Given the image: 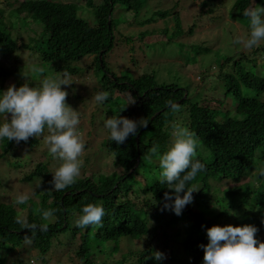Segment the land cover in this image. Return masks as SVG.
I'll list each match as a JSON object with an SVG mask.
<instances>
[{"label": "trees", "instance_id": "1", "mask_svg": "<svg viewBox=\"0 0 264 264\" xmlns=\"http://www.w3.org/2000/svg\"><path fill=\"white\" fill-rule=\"evenodd\" d=\"M179 1L164 0L165 6L159 7L152 6L153 0H0V76L19 73L23 82L29 78L35 85L49 74H84L83 60L94 55L95 77L102 75L97 77V89L80 95L95 104L89 118L93 129L86 134L107 133L89 148H101L115 166L109 173L79 175L74 184L57 191L50 183L53 175L48 165L53 157L46 149L47 158L22 176L23 181H37V198L29 195L25 203L17 204L0 197V264H48L56 260L52 254L65 251L75 264H203L201 245L208 243L206 229L214 225L253 224L264 241V40L237 54L211 47L209 39L188 41L196 27L220 29L227 17L247 35L250 20L244 11L264 6V0H199L193 14L185 18L177 9ZM160 20L164 37L156 35L157 40L145 46V31L136 26L158 28ZM124 24L135 28L123 30ZM116 43L131 46L134 65L141 55L150 67L142 70L139 65L135 67L139 73L129 70L121 76L111 72L106 58ZM170 46L179 50L170 51ZM20 49L30 50L35 57L28 66L12 70L9 62H18L15 54ZM174 53L185 64L206 57L199 72L201 86L178 73L174 80H160L157 71H151L157 62L152 55ZM80 62L85 72H80ZM97 91H107L109 99L97 104L93 98ZM124 92L136 99L133 113ZM66 99L73 104L71 95ZM119 113L147 123L122 145L110 139L102 123ZM175 126H185L198 137L196 158L205 164L191 182L197 189L194 201L180 216L162 211L164 193L172 190L159 183L160 155L171 146ZM47 133L26 142L0 140V160L23 169L30 163L27 152L38 150ZM92 141L84 142L87 146ZM88 203L103 205L106 215L101 225L78 228L76 214ZM45 210L54 212L46 231H32L17 222L19 217L28 225H38ZM154 251L164 253L165 259H149ZM117 253L120 257H115ZM57 260L62 264V257Z\"/></svg>", "mask_w": 264, "mask_h": 264}, {"label": "clouds", "instance_id": "2", "mask_svg": "<svg viewBox=\"0 0 264 264\" xmlns=\"http://www.w3.org/2000/svg\"><path fill=\"white\" fill-rule=\"evenodd\" d=\"M244 15L250 20V31L247 35H237L234 43L250 49L264 40V6L246 9ZM100 58H103L102 54ZM71 84L69 74L63 72L46 77L34 86L28 78L19 87L12 84L6 90H0V140L26 142L30 137H39L47 130L49 135L45 140L48 152L60 161L50 181L57 191L75 183L80 175L83 165L81 156L86 148L79 130V110L74 109L66 99L69 94L67 88ZM93 98L97 104H103L109 99V93L97 91ZM133 102L134 99L128 104ZM169 103L172 110H177L176 104ZM146 125L145 119H130L120 113L104 120L110 139L118 145L124 144L129 136L137 135L139 129ZM172 135L174 139L171 146L160 155L159 183L172 190L164 193L162 211H172L180 216L183 209L194 201L193 193L197 189L191 182L205 170V164L196 158L198 137L187 127L175 126ZM261 174L264 175V172ZM28 199V195L22 193L17 196L16 203L23 204ZM53 215V210L42 211V223L38 225H28L19 217L17 222L26 229L33 231L38 228L43 232L48 229L47 221ZM105 215L103 205L88 203L76 214L74 224L78 228L101 225ZM258 232L259 228L253 224L214 225L207 228L208 243L201 245L205 253L203 264H264V241L258 238ZM25 240L30 238L26 237ZM149 259L161 262L165 255L154 251Z\"/></svg>", "mask_w": 264, "mask_h": 264}, {"label": "rangeland", "instance_id": "3", "mask_svg": "<svg viewBox=\"0 0 264 264\" xmlns=\"http://www.w3.org/2000/svg\"><path fill=\"white\" fill-rule=\"evenodd\" d=\"M199 3V0H180L179 4L177 5V9H179L180 16L185 18L188 17V14L190 13L191 15L194 11V4ZM196 4V8L198 7ZM152 6H162L164 7V0H153ZM185 12V13H183ZM163 20L161 22L158 21L156 24V27L158 28H150V25H140L136 26L137 28L140 29V31H145V34L143 35L144 39V45L147 46L150 42L157 40L164 37L162 33H160V27H162ZM174 22L172 21L170 25H172ZM222 28H214L212 29H204L202 27H196V32L188 39L190 43H199L204 39H209L210 41V46L213 48H220L223 52L230 53L229 51H232L233 53L230 54H237L238 52H249V49L243 48L237 44L234 43V40L237 35L239 34H244L243 29L241 25L236 22L233 19H230L227 17V20L225 22H221ZM225 27V29L223 28ZM129 28L134 29L135 27H128V25L124 24L123 25V30H128ZM158 36L157 38L155 36ZM137 42H135L136 44ZM130 47L128 44L124 45L121 43H116L113 49L108 53V57L106 58L107 66L109 67V70L113 72L114 74L121 76L125 74H129L130 71H135L136 73H139L135 67H139L141 65L140 69H146L150 65L146 62H142L140 60V56H137L136 61L138 62L137 65H134L131 57L134 52L130 51ZM227 48H231V50H228ZM165 49H161L160 51H164ZM170 51H178L179 47L177 46H170L169 47ZM217 51V50H216ZM15 55H18L19 59L18 62H15V60H11L9 62L10 68L12 70H15L17 66L20 67H25L31 64L33 58L35 56L32 55L31 51L28 49H20L19 51L16 52ZM150 56L149 53L147 57ZM154 57L157 62L153 63L151 66V71H155L160 80H174L175 79V74L178 73L179 76H182L184 79H189L193 81L194 84H198L199 86L202 85L201 82V77L199 75L200 72V67L202 64L206 62V57H202L201 59L198 58V60L195 62V64H185V62L179 58V54L174 53V54H165V55H152L151 58ZM94 62V55L89 56L83 60L84 66H87V71L83 69L81 62H80V72H85L84 74H75L71 75L69 74L70 77V83L71 86L67 88L68 95H71L70 99L72 101V107L76 110H79L80 113V119L81 123L80 125L82 126L80 132L82 133V139L83 141L86 140H93L91 142H88V145L86 146L84 152L82 153L81 159L83 160V165L81 167L80 175H91L92 173L96 172H106L109 173L112 169H114V164L112 162V157H110L107 154H104L101 148L95 147V148H89V146H95L99 144L102 140V138H105L107 136V133H104L103 131L99 132L96 137H89L86 134V131L92 127H90L89 123V118L90 114L93 112L95 109V104L92 101V99L88 98H81L80 95L85 97L86 95L90 94L93 92V88H98L99 83L97 82V77H101V73H97V77H95L94 74V66H92L91 63ZM91 64V65H90ZM148 65V66H147ZM8 66V63L6 67ZM150 70V69H149ZM51 75L49 74L48 77ZM184 81V80H183ZM180 82V81H179ZM21 83H24L20 79L19 73H14L13 75H2L0 76V84L3 86V90H6L8 86L15 84L17 87L21 85ZM34 86V85H33ZM200 88V87H199ZM73 90L78 93V95H72ZM125 96H127L128 102H131V100L134 99L133 103H130V110L131 113H133V110H135L137 107L136 105V99L132 98L129 93H125ZM91 102V103H90ZM103 114V113H102ZM102 117H105L106 114L101 115ZM109 118V116L106 117V119ZM104 124V122H102ZM49 135V133H47ZM167 135V134H166ZM166 135L162 137L156 138L157 141H161ZM91 143V144H90ZM48 149V145L46 140H43V143L41 147L38 150L35 151H28L27 153L29 154L30 158L29 159V164L27 163L23 169L14 167L12 165H9L5 160L1 159L0 160V174L3 175V182L2 184L0 183V197L2 200L5 201H16V198L20 194H26V195H32L35 198L38 195V186L36 184L37 181L34 182H26L22 180V176L24 174V171H31L35 165L37 164L38 161L40 160H45L47 157L46 154L45 156L43 155V152ZM91 149V150H90ZM92 151L94 154H92ZM0 152H1V147H0ZM90 156V160L86 161V156ZM60 161L58 159H52L50 164L48 165V170L50 173L54 172V170L59 166ZM176 230H172V233L175 235ZM128 246V243H124V247ZM130 245H135L134 241H131ZM125 249H128L125 247ZM169 251V250H167ZM60 256H56L55 254H52L51 257L56 260H52L48 264H59L57 261V257H62V264H75L69 257V251H65L59 254ZM115 257H120V253L115 254ZM42 264V263H40Z\"/></svg>", "mask_w": 264, "mask_h": 264}]
</instances>
